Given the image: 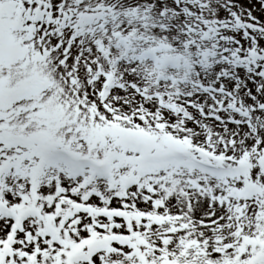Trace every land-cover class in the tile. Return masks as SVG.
<instances>
[{
  "label": "snow or ice",
  "instance_id": "obj_1",
  "mask_svg": "<svg viewBox=\"0 0 264 264\" xmlns=\"http://www.w3.org/2000/svg\"><path fill=\"white\" fill-rule=\"evenodd\" d=\"M0 264H264V0H0Z\"/></svg>",
  "mask_w": 264,
  "mask_h": 264
}]
</instances>
